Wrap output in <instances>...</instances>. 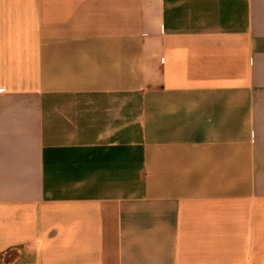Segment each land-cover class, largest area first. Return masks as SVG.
<instances>
[{
  "label": "crops",
  "instance_id": "1",
  "mask_svg": "<svg viewBox=\"0 0 264 264\" xmlns=\"http://www.w3.org/2000/svg\"><path fill=\"white\" fill-rule=\"evenodd\" d=\"M0 264H264V0H0Z\"/></svg>",
  "mask_w": 264,
  "mask_h": 264
}]
</instances>
